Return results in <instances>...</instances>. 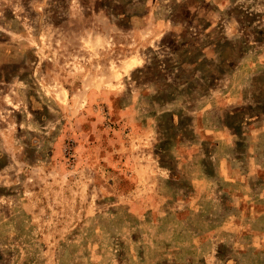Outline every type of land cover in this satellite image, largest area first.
I'll use <instances>...</instances> for the list:
<instances>
[{
	"label": "rangeland",
	"instance_id": "374dc122",
	"mask_svg": "<svg viewBox=\"0 0 264 264\" xmlns=\"http://www.w3.org/2000/svg\"><path fill=\"white\" fill-rule=\"evenodd\" d=\"M0 264H264V0H0Z\"/></svg>",
	"mask_w": 264,
	"mask_h": 264
}]
</instances>
